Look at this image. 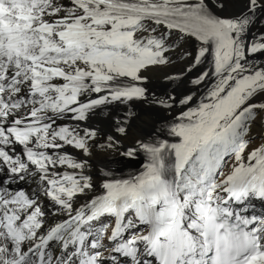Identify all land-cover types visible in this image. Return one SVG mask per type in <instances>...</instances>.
<instances>
[{
    "label": "snow or ice",
    "instance_id": "snow-or-ice-1",
    "mask_svg": "<svg viewBox=\"0 0 264 264\" xmlns=\"http://www.w3.org/2000/svg\"><path fill=\"white\" fill-rule=\"evenodd\" d=\"M0 264H264V0H0Z\"/></svg>",
    "mask_w": 264,
    "mask_h": 264
},
{
    "label": "rangeland",
    "instance_id": "rangeland-1",
    "mask_svg": "<svg viewBox=\"0 0 264 264\" xmlns=\"http://www.w3.org/2000/svg\"><path fill=\"white\" fill-rule=\"evenodd\" d=\"M137 167H132V166H129L125 169V172H128V171H134Z\"/></svg>",
    "mask_w": 264,
    "mask_h": 264
},
{
    "label": "bare ground",
    "instance_id": "bare-ground-1",
    "mask_svg": "<svg viewBox=\"0 0 264 264\" xmlns=\"http://www.w3.org/2000/svg\"><path fill=\"white\" fill-rule=\"evenodd\" d=\"M129 166H132V167H138L139 165L138 164H135V163H133V164H130ZM128 166V167H129Z\"/></svg>",
    "mask_w": 264,
    "mask_h": 264
}]
</instances>
